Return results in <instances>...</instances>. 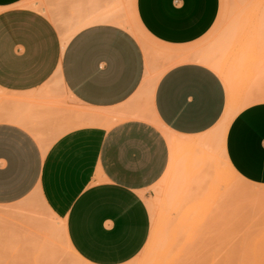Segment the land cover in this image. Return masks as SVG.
<instances>
[{
  "label": "crops",
  "instance_id": "obj_1",
  "mask_svg": "<svg viewBox=\"0 0 264 264\" xmlns=\"http://www.w3.org/2000/svg\"><path fill=\"white\" fill-rule=\"evenodd\" d=\"M133 2L145 31L178 50H204L223 7V0ZM116 22L117 0H0V95L15 101L2 97L8 108L0 105V206L38 189L92 264H127L145 247L148 192L170 162L163 129L205 133L228 99L219 74L193 60L170 66L150 90L166 63L149 62ZM144 110L165 128L138 115ZM226 155L245 180L264 186V102L234 118Z\"/></svg>",
  "mask_w": 264,
  "mask_h": 264
},
{
  "label": "rangeland",
  "instance_id": "obj_2",
  "mask_svg": "<svg viewBox=\"0 0 264 264\" xmlns=\"http://www.w3.org/2000/svg\"><path fill=\"white\" fill-rule=\"evenodd\" d=\"M263 1L264 0H232V1L223 0V7H222L221 19L219 21V25L215 29L213 35L209 36L205 41H203L202 44V47L206 49L211 45V43L219 39V37H225L227 32L228 33L232 32L234 27L235 32L231 33L233 36L230 35L232 36L231 37L232 39L229 40L231 46L229 45V50L224 56L225 63L228 65L227 67L238 66V71L236 73V81L234 85L236 90H234V93L236 91L238 93H242L244 90L248 89L251 86L253 89L254 88L264 89V32H263L264 24H262L263 19L260 14V12L263 9L262 6L264 5ZM28 5L34 6V2L30 1ZM118 11L120 14L119 15L117 14V19L119 18L118 21L122 23L123 27L129 30L134 36L135 34L130 28V26L133 25V28L137 29L135 31L139 33L142 39L140 40V43L142 44L148 56L149 62H150L149 57H153L152 60L153 63L158 60H162L166 63V65L160 71L153 74L154 78L152 80L151 85H154V82H156L157 80L156 77L159 78L158 75L162 74L163 71H165L172 65V64L170 65L172 60L180 61L183 60L185 56L200 51L198 49H195L194 47L178 50L163 45L162 43H159L156 40H154L145 31V29L139 22L133 0H117V12ZM132 22L136 24V26L134 24L130 25V23ZM77 29H74L73 33ZM71 34L72 31L70 33L64 34L62 36L63 42L64 40L69 39ZM168 52L171 53V55L173 53L176 54L182 53V55L180 57L174 56L173 59H169V57H166ZM164 55L166 58L164 57ZM151 85L149 86L150 90L152 88ZM237 92L235 94H237ZM227 94H228V90H227ZM88 113L91 114V112ZM147 113L150 112L147 111ZM92 115H90L89 117L90 119ZM149 117L150 115H148L147 119L154 122ZM163 131L164 133H166V130L163 129ZM170 166H171V151H170L169 168L165 178L164 176H162L161 179H159V181L154 186H152L148 192V203L151 211V233L149 239L143 250L140 252V254L127 264H153L151 263V261H153V259L156 258L161 252L162 253L164 252L163 248L165 245H168V238L169 239L171 238L169 240L170 241L168 245L169 247L167 248L166 246L164 250L168 249V251L171 250L173 252L175 250V248H173L174 246H176V250L175 253L170 252L171 255L167 251V254L169 255L166 256L167 257L171 256L169 257L170 259L168 258L166 260V256H165L163 259L159 261L160 264H178L179 262H181L179 264H264V202L263 203L260 202V205L258 203H253L254 204V205L252 204L253 206L250 205L249 207L247 206V208H245L246 206H243L244 208L243 207L241 208L243 204L241 205L240 203L242 200L244 201V204L245 201L247 204L252 203L246 200L247 198L244 197L242 198L243 192H246V190L250 188L264 191V186L261 185L254 186L241 179L238 178L236 179L226 169V166L223 163H221V166L219 168V171L221 173L219 172V176L217 177L215 175L216 177L214 176V178L212 176L213 179L216 178L217 180L219 179L218 181L216 180L217 181L216 184L213 182L215 180L209 178L208 181L209 183L211 182V180L213 181L212 183L209 184L208 194L207 193L204 194V192L208 190L205 189V191L201 194L203 196L205 195L203 198H201L200 200L198 199V201H196V199L199 198L196 197V199L193 200V202L195 201L194 203H192L191 201L190 203L192 204H190L187 201V206L184 205L186 207L185 209L192 208L191 210L192 212L190 211L191 212L190 215L194 211L196 212V210L199 211L196 214L193 213L192 218H188L190 219L188 220L190 221L189 223H191L189 224L187 223L188 221L185 218L181 217L179 218L180 219L179 221H177L178 218H175V217H179V211H177V207L180 206L179 204L180 202L179 201L177 202L178 194L177 196L176 194L174 196V193L172 192L173 190L170 189L171 187L167 185L168 188H166L167 186H165L167 184L165 183L166 181L165 179L167 178V175L169 173ZM35 191H38V189H36ZM33 192L25 199L17 203H14L12 205L0 206V264H82L83 262L75 258L68 250L66 243H69L70 241L68 237H66L67 231L64 232V230H61L62 231L61 234V231L58 230L59 228L57 226H54L55 229L52 228V230L50 231V227L54 225L53 223L57 225V223L53 221L55 217L58 218L57 220L60 219V222L58 221L59 227L61 229L64 227L66 230V224H62L63 222L61 221L62 220L61 218H59L56 214H54L52 217L53 218L52 221H49V219L51 220V218L47 216L49 218L48 219L45 216L47 211L46 213H44L45 209L42 203L41 206L43 207H41V210L43 209L44 211L43 213L45 215L43 213L42 214L44 216L42 214L39 215L40 212H38L37 215H39L40 217L42 216L41 219L42 222L45 221L43 222L44 224L42 222L41 223L38 222L41 221L40 218H37V220L36 218L30 219L31 212L34 210L35 213L34 208L37 207L36 209H38L39 206L36 205H38L37 202H40L39 200L36 202L37 197H35L36 198L35 201L33 200L34 194H36L35 196H37V194L40 191L38 193L35 192L33 193ZM223 192L224 194L226 193L229 194L228 192H230L229 194L230 197L227 195L226 200L228 198V200L231 202H232V200H230L232 199L231 196L233 195V197H236L237 195L234 194L238 193L237 199L239 200L241 199L240 202L237 203L239 200L233 201V206H228L232 203L228 202L230 203L228 204L224 199L221 202L220 199L222 197L223 198L225 197L224 195L222 196ZM169 193L173 196L171 197V195H168ZM239 193H241L242 195L240 194L239 196ZM39 196L40 195L38 194V197ZM172 200L174 201V203L176 202L177 203L173 204ZM42 201L44 200L42 199ZM225 203H227V205ZM177 204L179 205L176 206ZM200 204L201 206L205 204L204 208L203 207L200 208ZM32 205L34 207L33 209L31 207ZM238 205H240V207H238ZM255 205L257 206L256 209L254 208ZM197 208H199L200 210ZM38 210L40 211V208ZM38 210H36V212ZM166 210L168 211L170 210V211L168 212ZM172 212L173 214H171ZM201 214H203V216L204 215L206 216L203 219H201L203 217ZM32 215H35V217H37V215L33 214V212L31 214V218H34V216ZM166 215L168 219L165 217ZM172 215L174 216V218ZM198 215H201L202 217L196 219V217H199ZM209 215L211 219L208 217ZM170 216L173 220L172 219L169 220ZM44 217L45 219H43ZM208 218L210 221H207ZM47 219L49 222H51L49 223L50 225L49 231L48 229H46V227L42 226V225L45 226L46 223H48ZM54 220L56 221V219ZM200 220H202L201 221L202 223H200ZM195 221L198 222L199 225L196 224ZM205 223H209V225ZM34 224L37 225L39 224V228L37 225ZM184 224L186 225L185 227L187 229L188 227L189 228L191 227L189 229L191 231L186 230L188 231V234L185 238L183 236L182 239L179 236L181 234L184 235V231H185L184 230L185 227L183 226ZM188 224L192 226H189ZM160 226H163L164 229L162 227L160 228ZM198 226L201 230H199ZM182 227H183V233L181 232L182 230L178 232ZM36 228L38 230H35ZM197 228L198 230H196V232L199 231L202 234L204 232V234L203 235L197 234L195 237L196 234L195 229ZM171 229L172 231L175 230L173 232L175 237L174 236L172 237L173 233L172 231H170ZM54 230L55 231L57 230L56 231L57 233L55 235L54 233L53 234L51 233L53 235L51 236L50 232ZM201 236H204L205 238L204 237L201 238ZM51 237L53 238L55 237V239ZM190 237L194 239L191 238L190 240ZM51 241H53L55 244L54 243L51 244ZM164 242L167 244H165ZM49 243L51 245L50 246L51 248H49L48 250L46 246L49 247L48 245ZM197 243L200 244L198 245ZM40 244L41 245L45 244V245L44 246L42 245L43 246L42 248ZM45 247L48 250V252L47 250L42 251L45 250ZM51 249H53L54 251H52ZM157 249L158 251H156ZM172 254L176 257H173ZM56 256L57 258H55Z\"/></svg>",
  "mask_w": 264,
  "mask_h": 264
},
{
  "label": "bare ground",
  "instance_id": "obj_3",
  "mask_svg": "<svg viewBox=\"0 0 264 264\" xmlns=\"http://www.w3.org/2000/svg\"><path fill=\"white\" fill-rule=\"evenodd\" d=\"M232 1V0H231ZM257 2V1H256ZM264 2V1H263ZM123 3V2H122ZM125 3V2H124ZM237 4V3H236ZM264 4V3H263ZM262 4V5H263ZM124 5V4H123ZM259 5V4H258ZM130 6V5H129ZM260 6V5H259ZM261 7V6H260ZM263 7V9H262V11L260 12V14H261V17H262V24H264V5L262 6ZM120 8V7H119ZM259 8V7H258ZM126 9V8H125ZM129 10V9H128ZM261 10V9H260ZM126 11V10H125ZM117 14L119 15L120 13H119V11L117 12ZM127 16V15H126ZM127 18V17H126ZM260 18V17H259ZM261 19V18H260ZM119 20V18L117 19V24L118 25H121L122 26V23L121 22H119L118 21ZM116 21V20H115ZM261 21V20H260ZM131 22V21H130ZM261 23V22H260ZM132 24H134L133 22L132 23H130V25H132ZM135 26H136V24H134ZM263 26V25H262ZM262 26H261V29H262ZM123 27V26H122ZM125 28V27H124ZM130 28L132 29V31L134 32V34H135V37L140 41V40H142L141 39V37H140V35H139V33H137L135 30H137V29H135V28H133V25L132 26H130ZM260 29V28H259ZM260 29V30H261ZM264 29V28H263ZM258 30V29H257ZM233 32H235V29H234V27H233V31L232 32H227L226 33V35H225V37H219V39H217V40H215L213 43H211V45L209 46V47H207L206 49H204L203 51H199V52H195V53H192V54H189V55H187V56H185V58L183 59V60H180V61H177V60H172L171 61V63H170V65L172 64V65H174V64H176V63H178V62H181V61H188V60H193V61H198V62H202V63H205V64H207V65H209L213 70H215L218 74H219V76L223 79V81L225 82V84H226V88H227V90H228V100H227V108H226V111H225V113H224V115H223V117H222V119L219 121V123L215 126V127H213L211 130H209V131H207V132H205V133H202V134H198V135H193V136H186V135H180V134H176V133H173V132H171L169 129H165L166 130V133H165V135H166V137H167V139H168V141H169V145H170V151H171V166H170V169H169V173H168V175H167V178L164 180L165 181V183H167L165 186H169V187H171L170 189H172L173 191V193H174V196H175V194H176V196H177V194H178V200H177V202L179 201L180 203V206H178L179 204H177L176 206H178L177 207V211H179V217H175V218H178V220L177 221H179L180 219L179 218H185V219H187V221L188 220H190V219H188V218H192V215H193V213H197V212H199V211H197L196 210V212L194 211L191 215H190V213L192 212L191 210H192V208H190V209H185L186 207L184 206V205H186L187 206V201L190 203L191 201H192V203H194L193 202V200L194 199H196V197H199V198H197L196 199V201H198V199L200 200L201 198H203L204 196L203 195H201L204 191H205V189L207 190L208 188H209V184L210 183H212V181L213 180H215V181H213L215 184H216V182L219 180H217V178L216 179H213L214 178V176L216 175L217 177L219 176V168H220V166H221V163H223L225 166H226V169L230 172V174L233 176V177H235L236 179L238 178V179H241V180H243V181H245V182H247V183H249V184H252V185H254V186H260V185H257V184H253V183H251V182H248L247 180H245L235 169H234V167L231 165V163L229 162V160H228V158H227V155H226V137H227V132H228V130H229V127H230V125H231V123H232V121L234 120V118L242 111V110H244L245 108H247V107H249V106H251V105H253V104H256V103H260V102H264V89H253L252 88V86L251 87H249L248 89H246V90H244L242 93H238L237 91V94H235L234 93V90H236L235 89V87H234V85H235V81H236V73H237V71H238V66H230V67H227L228 65L225 63V60H224V56H225V54L227 53V51L229 50V45L231 44L230 42H229V40L230 39H232L231 37L233 36L231 33H233ZM264 32V31H263ZM230 35H232V36H230ZM67 41H68V39H66V40H64V42H63V45H65L66 43H67ZM231 46V45H230ZM171 52V51H170ZM148 53V52H147ZM168 54H170V55H168ZM147 55V54H146ZM174 56H178V57H180L181 55H175L174 53L171 55V53H167V55H166V57H169V59H173L174 58ZM239 56V55H238ZM238 56H236V57H238ZM148 57V56H147ZM164 57H165V55H164ZM165 57V58H166ZM177 57V58H178ZM237 59V58H236ZM174 62V63H173ZM171 65V66H172ZM167 70V69H166ZM165 70V71H166ZM165 71H163V73L165 72ZM151 72V71H150ZM162 73V74H163ZM162 74H160V75H158V77L160 78L161 76H162ZM150 75V74H149ZM147 78H149L148 76H147ZM159 78H157L156 77V79L158 80ZM151 80H152V78H150ZM149 79V80H150ZM157 80H156V83H157ZM155 81V80H154ZM156 83L154 82V84L156 85ZM152 84V83H151ZM154 85V86H155ZM152 87H153V85H151ZM234 87V88H233ZM150 93V92H149ZM152 94V93H151ZM2 97H4V95L3 96H1L0 95V105H3V101H5V100H3V98ZM6 98V100H8L7 98L8 97H4V99ZM12 97H10L9 98V105H10V103H11V101L13 102L14 100H13V98H12V100L10 101V99H11ZM18 98V97H17ZM16 98V99H17ZM21 98V97H20ZM3 100V101H2ZM18 100V99H17ZM15 102V101H14ZM6 103V101L4 102V104ZM7 104V103H6ZM5 104V106L8 108V105H6ZM16 104V103H15ZM18 105V104H17ZM4 106V105H3ZM15 106V105H14ZM1 107V106H0ZM16 108V107H15ZM85 113V112H84ZM88 113V112H87ZM88 114H90V113H88ZM83 115V114H82ZM90 115H92V113L90 114ZM90 115H88L89 117H90ZM139 116H141V117H144V118H148V115H150V117L149 118H151L153 121H154V123L155 124H158L160 127H164V125L163 124H161V122L159 121V119L157 118V116L155 115V113L153 114H151V113H147V111L145 112V110H144V112H141V113H139L138 114ZM93 117H95L94 115H92V117H91V119H93ZM90 119V118H89ZM165 128V127H164ZM170 163V162H169ZM221 173V172H220ZM221 175V174H220ZM212 176H213V178H212ZM215 176V177H216ZM209 178H211V179H213V180H211V182L209 183L208 181H209ZM217 180V181H216ZM228 182V181H227ZM214 184V185H215ZM226 184V183H225ZM208 185V186H207ZM168 186L166 187V188H168ZM231 186V185H230ZM232 187V186H231ZM211 188V187H210ZM229 188V187H228ZM243 188V187H242ZM234 189V188H233ZM226 190V189H225ZM171 191V190H170ZM208 191H209V189L207 190V191H205L204 192V194H208ZM230 191V190H229ZM236 191V190H235ZM35 193H38L39 192V190L38 191H34ZM33 192V193H34ZM231 192V191H230ZM230 192H228L229 194H230ZM171 193V192H170ZM168 194V195H171V194ZM172 193V194H173ZM200 193V194H199ZM232 193V192H231ZM38 194L40 195L39 197H40V199H39V197H38ZM37 194V196H35L36 194H34V198H33V200L35 201V197H37V200H36V202L39 200L40 202H37L38 203V205H36V206H39V208H40V211L38 210V209H36V208H34L33 207V205L31 206L32 207V209L34 208L35 209V213H34V210L32 211L33 212V214H36L37 215V213L38 212H40L39 213V215H41L44 211H43V209L41 210V207H43L44 206V209H45V212L44 213H46V211H47V213H46V217L47 216H49V218H51V220L49 219V221H52V217H53V215L55 214V211H53L52 209H51V207L45 202V200L43 199V197H42V194H40V192ZM229 194H224V192H223V194H222V196L224 195L225 197L223 198H221L220 200H221V202L223 201V199L224 200H226V197H227V195L230 197V195ZM233 194V193H232ZM231 194V195H232ZM240 194L241 193H239V196H240ZM243 194V196H242V198L244 197V198H247L246 200H248V201H250V202H252V203H246V201H245V204H247V205H245L244 204V201L242 200L241 202H240V200L239 199H237V196H238V193L237 194H234V195H237L236 197H233V195L231 196L232 197V199H230V200H232V202L231 201H229L228 200V198H227V200H226V202L228 203V202H230V203H232V204H230V203H228V204H230V205H228V206H233V201H238L237 203H241V208L243 207V206H246L245 208H247V206L249 207L250 205L251 206H253L254 204L253 203H258L259 205H260V202H264V191H262V190H257V189H248V190H246V192H243L242 193ZM241 194V195H242ZM198 195V196H197ZM173 195H171V197H172ZM202 196V197H201ZM170 197V198H171ZM176 198V197H175ZM174 198V199H175ZM42 199L44 200V201H42ZM173 199V198H172ZM164 201V200H163ZM167 202V201H166ZM172 202H173V204H176V203H174V201L172 200ZM171 202V203H172ZM243 202V203H242ZM41 203V204H40ZM42 203H43V206H41L42 205ZM189 203H188V205H189ZM192 203H190V204H192ZM224 203V202H223ZM227 203H225L226 205H227ZM40 204V205H39ZM253 204V205H252ZM257 204V205H258ZM171 205V204H170ZM221 205H223V204H221ZM175 206V205H174ZM199 206V205H198ZM204 206H205V204H203V206H201V204H200V208L201 207H203L204 208ZM256 206V205H255ZM254 206V208L256 209L257 208V206L255 207ZM169 207V206H168ZM196 207H197V205H196ZM227 207V206H226ZM237 207V206H236ZM238 207H240V205H238ZM259 207V206H258ZM223 208V207H222ZM244 208V207H243ZM164 209V208H163ZM197 209H199V208H197ZM226 209V208H225ZM251 209V208H250ZM36 210H38L37 212H36ZM200 210V209H199ZM241 210H243V209H241ZM166 211H168V210H166ZM170 211V210H169ZM168 211V212H169ZM191 211V212H190ZM206 211V210H205ZM32 212H31V214H32ZM165 212V211H164ZM31 214H30V219H35L36 218V220H37V218H40L41 219V217L39 216V215H37V217H35V215H32V216H34V218H31ZM42 214V215H43ZM167 214V213H166ZM171 214H173V212L171 213ZM43 215V216H44ZM170 215V214H169ZM169 215H168V217H169ZM202 216H203V214H201ZM201 215H198L199 217H196V219H198V218H200V217H202ZM39 216V217H38ZM56 216V215H55ZM163 216V215H162ZM173 216V215H172ZM176 216V215H175ZM190 216V217H189ZM196 216V215H195ZM206 215H204L201 219H203L204 217H205ZM166 218H167V215L165 216ZM210 219H211V217H210V215L208 216ZM173 218H174V216H173ZM193 218H194V216H193ZM209 218H208V220L207 221H210L209 220ZM43 219H45V217L43 218ZM48 219H47V221H48ZM54 219H56V221L54 220ZM53 219V221L54 222H56L57 223V225H55V223H53L54 225L52 226V227H50V231L52 230V228H54V226H57L59 229V231H61V230H64V232H66V230H65V228L63 227L62 229L59 227V224H58V221L60 222V219L59 220H57L58 218H54ZM168 219V218H167ZM172 218H171V216H170V218H169V220H171ZM207 219V218H206ZM205 219V220H206ZM173 220V219H172ZM176 220V219H175ZM193 220V219H192ZM35 221V220H34ZM46 221V222H47ZM48 221V223H46V225L44 226V225H42L43 227H46V229H48V231H49V223H51V222H49ZM62 222V224H65V221L62 219L61 220ZM167 221V220H166ZM165 221V222H166ZM182 221V220H181ZM187 221H184V222H187ZM202 220H200V223H202L201 222ZM37 222V221H36ZM38 222H42V219H41V221H38ZM43 222H45V221H43ZM42 222V223H43ZM160 222V221H159ZM171 222V221H170ZM172 222H174V221H172ZM176 222V221H175ZM190 221H188L187 223H189ZM193 222V221H192ZM32 223V222H31ZM187 223H185V224H187ZM195 223L196 224H198L199 225V223L198 222H196L195 221ZM44 224V223H43ZM181 224V223H180ZM183 225L184 227L186 226V225ZM189 224H191V223H189ZM188 224V225H189ZM205 224H208L209 225V223H205ZM34 225H37V224H34ZM169 225V224H168ZM192 225H193V223H192ZM192 225H189V226H192ZM201 225H203V224H201ZM38 226V228H39V224L37 225ZM206 226V225H205ZM48 227V228H47ZM57 227H56V229H57ZM163 228V226H160V228ZM169 227H171V226H169ZM207 227V226H206ZM165 228H166V226H165ZM191 228V227H190ZM189 227H188V229L185 227L184 228V230L186 231V230H189L190 229ZM198 228H199V226H198ZM198 228L197 229H195V237H196V235L197 234H202L201 232H199V231H197L196 232V230H198ZM209 228V227H208ZM44 229V228H43ZM45 229V230H46ZM55 229V228H54ZM164 229V228H163ZM170 229V228H169ZM177 229V228H176ZM204 229V228H203ZM35 230H38L37 228L35 229ZM182 230V231H181ZM199 230H201L200 228H199ZM207 230V229H206ZM47 231V232H48ZM55 231V230H54ZM54 231H52V232H50V234L52 233H54V235L57 233L56 231L54 232ZM165 231V230H164ZM170 231H172V229L170 230ZM175 230H173L172 231V233L174 232ZM182 232L183 233V227L182 228H180V230L178 231V232ZM184 231V235H180L179 237L180 238H182L183 236H184V238L187 236V234H188V231H186L185 232ZM189 231H191V230H189ZM204 231V230H203ZM38 232V231H37ZM170 233V232H169ZM34 234H36V233H34ZM51 234V236H53ZM61 234H62V231H61ZM67 234V233H66ZM164 234V233H163ZM180 234V233H179ZM203 234H204V232H203ZM202 234V235H203ZM209 234V233H208ZM11 235V234H10ZM162 235V234H161ZM170 235V234H169ZM174 236V233H173V235H172V237ZM200 236V235H199ZM205 236V235H204ZM204 236H201V238L202 237H204ZM11 237V236H10ZM66 237H67V235H66ZM158 237V236H157ZM167 237V236H166ZM175 237V236H174ZM194 237V236H193ZM194 237V238H195ZM51 238H53V237H51ZM168 238V237H167ZM191 238L192 237H190V240H191ZM194 238H192V239H194ZM205 238V237H204ZM53 239H55V237L53 238ZM171 239V238H170ZM169 238H168V245H169V240H170ZM183 239V238H182ZM50 240V239H49ZM178 240H180V239H178ZM42 241H43V239H42ZM44 241H46V240H44ZM48 241V240H47ZM194 241V240H193ZM199 241V240H198ZM197 241V242H198ZM49 242V241H48ZM47 242V243H48ZM159 242H160V239H159ZM41 243V242H40ZM47 243H46V245H47ZM54 242L53 241H51V244H53ZM165 243V242H164ZM191 243V242H190ZM55 244V243H54ZM67 244V247H68V250L71 252V254L75 257V258H77L78 260H80V261H82L83 263H85V264H92V263H90L89 261H87L86 259H84L75 249H74V247L71 245V243L69 242V243H66ZM165 244H167V243H165ZM164 244V245H165ZM177 244V243H176ZM175 244V245H176ZM198 245L200 244V243H197ZM41 245V244H40ZM43 246L45 245V244H42ZM41 245V246H42ZM49 245V247L48 246H46L47 248H48V250H49V248H51L50 246V243L48 244ZM163 245V246H164ZM168 245H165L164 246V248L167 246V248L169 247ZM40 246V247H41ZM43 246H42V248H43ZM65 246V245H64ZM161 246V245H160ZM187 246H189V245H187ZM193 246V245H192ZM46 247H45V250H42V251H46L47 249H46ZM53 247V246H52ZM42 248H40V249H42ZM62 248V247H61ZM160 248V247H159ZM164 248H163V253L161 252H158V253H160L156 258H154L153 259V261H151V263H153V264H160L159 263V261L161 260V259H163L166 255H169L170 254V252L171 253H175V250H176V246H174L173 248H175V250L172 252L171 250H169L168 251V249L166 250H164ZM179 248V247H178ZM188 248V247H187ZM54 249V248H53ZM53 249H51L52 251H54ZM155 249V248H154ZM153 249V250H154ZM180 249V248H179ZM48 250H47V252H48ZM50 250V251H51ZM59 250V249H58ZM173 250V249H172ZM191 250V249H190ZM49 251V252H50ZM56 251V250H55ZM156 251H158V249L156 250ZM167 251H168V253L169 254H167ZM193 251V250H192ZM157 253V254H158ZM183 253V252H182ZM48 254V253H47ZM55 254V253H54ZM53 254V255H54ZM50 255V254H49ZM56 255V254H55ZM58 255V254H57ZM171 255V254H170ZM176 255V254H175ZM191 255V254H190ZM193 255V254H192ZM172 256L173 257H176V256H174L173 254H172ZM169 257H171V256H166V260L169 258ZM51 258V257H50ZM53 258V257H52ZM55 258H57V256L55 257ZM170 259V258H169ZM183 261V260H182ZM169 262V261H168ZM16 263V262H15ZM82 263V264H83ZM179 263H181V262H179ZM178 263V264H179Z\"/></svg>",
  "mask_w": 264,
  "mask_h": 264
}]
</instances>
